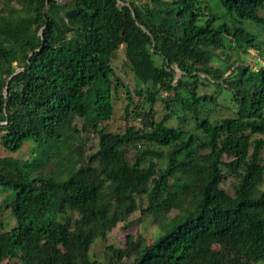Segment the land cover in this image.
<instances>
[{"label":"trees","instance_id":"1","mask_svg":"<svg viewBox=\"0 0 264 264\" xmlns=\"http://www.w3.org/2000/svg\"><path fill=\"white\" fill-rule=\"evenodd\" d=\"M245 21L264 27V0H0V264L264 263V65L239 54L264 52ZM137 210L150 242L90 254Z\"/></svg>","mask_w":264,"mask_h":264},{"label":"rangeland","instance_id":"2","mask_svg":"<svg viewBox=\"0 0 264 264\" xmlns=\"http://www.w3.org/2000/svg\"><path fill=\"white\" fill-rule=\"evenodd\" d=\"M245 27L250 28L254 33L257 34L258 39L260 41V45L258 46V50L264 52V27L262 25L255 24L253 22L245 21L244 23ZM239 54L241 55V58L243 59L244 63L251 68L258 67L259 65H264V57L256 50V49H249L248 52L240 51ZM264 54V53H263ZM123 52L122 50L118 51L115 59L113 60V65L115 68V74L120 76L122 80L127 84H132V81L130 77L128 76V71L123 69L121 66V62L123 60ZM176 76L181 74V71L175 67ZM229 74V73H227ZM130 89L133 87L132 85L128 86ZM215 86L213 84H208L209 90H214ZM123 89L119 90L118 95L114 98V112L112 117L106 122V127L110 131H122L124 129V126L127 124V121L124 119V111H123V105L125 100ZM224 96L218 97L219 104L213 105L215 108L214 111L211 113L213 117H223V116H230L233 113L232 109H229L228 106L231 104V102L228 100V95L230 94L229 91L223 92ZM134 99H136V95L134 94ZM154 108L161 114L164 112V103L162 101H156L153 104ZM211 106V104L209 105ZM135 124L138 126L141 124L140 118L136 117L133 119ZM252 138L256 137V135H252ZM0 152L4 153L3 148L0 146ZM29 152V147H24V149L21 150L20 154H14L15 156H26ZM13 154V153H12ZM11 154V155H12ZM70 157L72 159H81V153L77 148H72L69 152ZM129 156V155H128ZM223 161L229 160V157L223 156ZM233 180V176L231 174H228V178L224 182L223 186L228 188V186L231 185V182ZM262 187H264V182L262 184ZM13 194V190L4 189L3 187H0V198L3 194ZM175 210H171L169 213L166 214V218H171L173 214L175 213ZM140 217V210H137L132 216L131 220L132 222L130 224L128 223H118L111 231L108 232L107 238L105 241L101 240L100 238H96L94 242L92 243L90 247V254L93 255L98 261L103 260L104 257V245L113 243L114 245L118 246L119 248H123L125 246V241L127 236L129 235H136V234H142L146 238L148 242L152 240V235L156 232L157 224L154 222V216L152 215H146L143 216L142 219L138 220L137 218ZM0 218H2L4 221L7 222V227H12L15 224V217L12 216L8 210L3 211L0 213ZM101 264H105L104 261H100ZM4 263V262H3ZM1 263V264H3ZM264 264V263H260Z\"/></svg>","mask_w":264,"mask_h":264},{"label":"water","instance_id":"3","mask_svg":"<svg viewBox=\"0 0 264 264\" xmlns=\"http://www.w3.org/2000/svg\"><path fill=\"white\" fill-rule=\"evenodd\" d=\"M76 10L75 9H69L65 12V16L66 17H73L76 14Z\"/></svg>","mask_w":264,"mask_h":264}]
</instances>
